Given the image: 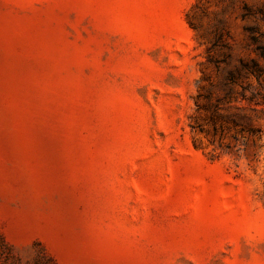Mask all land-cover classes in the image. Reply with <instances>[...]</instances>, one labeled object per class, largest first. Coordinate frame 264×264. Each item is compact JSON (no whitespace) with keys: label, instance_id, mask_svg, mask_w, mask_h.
I'll return each instance as SVG.
<instances>
[{"label":"rangeland","instance_id":"374dc122","mask_svg":"<svg viewBox=\"0 0 264 264\" xmlns=\"http://www.w3.org/2000/svg\"><path fill=\"white\" fill-rule=\"evenodd\" d=\"M247 26L264 0H0V264H264Z\"/></svg>","mask_w":264,"mask_h":264},{"label":"trees","instance_id":"16d2710c","mask_svg":"<svg viewBox=\"0 0 264 264\" xmlns=\"http://www.w3.org/2000/svg\"><path fill=\"white\" fill-rule=\"evenodd\" d=\"M242 9L243 13L241 17L243 20H252L256 18L253 10L247 5V3L243 2ZM244 31L246 34L247 50L250 53L255 54L258 58L264 59V29H260L257 26H247ZM229 48L231 49V46ZM242 74L255 78L260 84V80L264 75V69L256 59H251L250 62H244L241 60L239 67H235V69L229 71L227 84L230 86L236 84ZM260 98L264 103V95L251 87L244 88L241 94V99L243 101L255 103L257 105L260 103Z\"/></svg>","mask_w":264,"mask_h":264}]
</instances>
